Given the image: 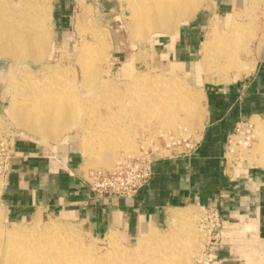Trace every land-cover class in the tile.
<instances>
[{"label":"crops","instance_id":"0c3cea01","mask_svg":"<svg viewBox=\"0 0 264 264\" xmlns=\"http://www.w3.org/2000/svg\"><path fill=\"white\" fill-rule=\"evenodd\" d=\"M52 1L58 39L71 29L81 2L106 12L103 0ZM247 13L248 0H213L183 25L184 52L193 56L199 31L208 24L228 29V21L243 22ZM177 41L180 47L182 37ZM256 60L252 74L207 90L205 123L196 149L156 162L151 183L134 198L93 194L73 138L54 143L7 135L13 154L0 210L14 224L61 216L82 223L97 237L116 233L132 241L142 231L166 223L173 210L200 207L206 212L214 206L224 229L209 264H264V168L233 166L228 155V136L236 125L255 116L264 118V44Z\"/></svg>","mask_w":264,"mask_h":264},{"label":"bare ground","instance_id":"6f19581e","mask_svg":"<svg viewBox=\"0 0 264 264\" xmlns=\"http://www.w3.org/2000/svg\"><path fill=\"white\" fill-rule=\"evenodd\" d=\"M124 1L131 12L129 30L132 35L147 39L159 33L176 34L178 27L192 20L204 3L210 0ZM50 6L48 0H43L39 6L29 0L24 3L0 0V56H10L16 60H40L50 43V31L46 26ZM262 7L264 0H248L247 19L244 22L232 20L229 32L213 28L204 41L201 65L208 70L215 67L214 73L221 78L231 69H236L241 75L242 72L252 74L257 60L251 58L243 61L238 56L240 53L253 56L249 44L259 34L255 13ZM32 28L35 30H30ZM102 29L92 27L93 41L81 43L77 56L81 74L74 72L71 80H64L65 73L57 69L49 71L43 78L44 82L57 78L54 84L41 83L30 74H25L21 81L15 79L11 82L13 98L7 111L18 128L52 140L61 138L73 128L76 108L80 104L77 81L81 78V82L91 88L102 76L100 64L110 47L109 34ZM263 44L264 40H261L259 45ZM100 83L103 88L109 86V81L102 80ZM133 86L129 84L122 91L124 95L126 93L129 105L151 119L159 118L164 130L175 129L179 133V123L185 121L183 123L190 126L199 120V104L205 97L204 91L188 93L184 85L159 75L143 76L140 88H152H145L141 96L134 94ZM156 90L162 91L161 94H155ZM149 95L154 98H149ZM181 111L184 117L188 114L189 118H184ZM252 119L257 124V141L252 151L259 156L256 158L264 168V120L258 116ZM118 136L125 135L120 133ZM178 218L179 213L174 216L175 220ZM107 236L112 249L104 253L95 247L85 246L78 231L71 225L51 222L44 228L17 227L7 233L5 242L0 239V264H183L199 244L197 231L191 222H187L184 229L163 236L153 235L138 247H121L115 233Z\"/></svg>","mask_w":264,"mask_h":264},{"label":"rangeland","instance_id":"374dc122","mask_svg":"<svg viewBox=\"0 0 264 264\" xmlns=\"http://www.w3.org/2000/svg\"><path fill=\"white\" fill-rule=\"evenodd\" d=\"M8 1L24 3L26 0ZM29 1L36 6L43 3V0ZM48 1L51 4V10L46 26H48L47 28L50 31L51 37L48 41L50 43L47 45V51L42 58L36 62L33 59L16 60L14 57L0 56V141L5 140L7 135L12 134L20 137L38 138L45 142L51 141L54 143L63 142L67 138H73L78 144V150L82 157L83 174L86 178L89 177L92 170H111L122 157L136 154L139 148L138 141L143 135L154 138L165 134L166 136L181 140L188 139L195 143L200 139L205 123L207 90L212 87L228 85L238 80L241 76L248 75L246 72H242L241 75L236 69H231L221 78L218 74L214 73L215 67L208 70L201 65V53L204 41L213 28L220 29L216 24H208L204 30L199 31L200 40H196L193 46L194 54L190 57L184 52V24L178 27L177 33L175 32L176 34L159 33L151 37L149 36L147 39L136 38L129 30L131 12L124 0H103L106 14L99 13L94 5L81 2V6L75 9L76 12H74L71 29L66 34L59 36L60 39H58L57 30L53 22V1ZM212 3L213 0L204 3L203 8H201L194 18ZM255 22L260 27V30L257 37L249 44L251 45L249 47L253 56H249L247 53H240L238 57L239 59L242 58L243 61H248L251 58L257 59L261 51L262 45L260 46L259 42L261 43V40H264V7L256 11ZM24 23L27 24L26 20H24ZM229 25L230 21L226 23L227 27ZM94 26L100 27V29L106 28L102 30L106 34H109L107 36L110 47L108 46L109 48H107L102 59L103 61L100 64L102 76L97 78L99 82L88 88L81 82V78L77 81L80 104L76 108L77 115L75 116L73 128L57 140L35 136L26 130L18 128L7 111L13 98L11 82L15 79L19 81L20 78L22 80L25 74H30L41 83L54 84L57 78H52L49 82H44L43 78L49 71L57 69L65 73L64 80L65 78H70L71 80L74 72L81 74V67L78 65L77 57L78 49L81 43L93 41L91 30ZM30 30H35V28ZM220 30L229 32V28L225 27H221ZM180 36L182 37V42L180 43V47H178L177 43L179 42L177 40ZM61 37H64V40ZM172 37L174 38L172 39ZM260 38L262 39L259 41ZM107 64L108 67L106 68ZM137 74L141 75L137 76ZM150 75H159L162 78L175 80L184 85L188 93H195L199 90L204 91L205 97H203L199 104V120H196L195 123L191 120L193 123L190 126L185 125L183 123L185 121L182 120V124L179 123L178 126L179 133H176L175 129L164 130L161 127L159 118L151 119L148 115H143L138 108L130 106L125 98L127 96L126 93L124 95L122 92L124 87L134 84L132 88L134 94L141 96V94L145 93L143 91L145 88H152V86L140 88L143 76ZM102 80L109 81V86L103 88L100 83ZM161 92L160 90L154 91L158 95ZM149 98L154 97L149 95ZM181 113L183 115V111ZM187 117L189 118L188 114H185L184 118ZM261 119L264 120V118ZM251 121L256 129V122L253 119ZM120 133H123L125 136L119 137ZM253 145L245 150L237 151L239 155L235 154L236 150L234 147V152L229 153L230 164L242 168L246 166L261 167L258 158H256L259 156L253 154ZM3 180V175L0 174V194L4 184ZM178 213L179 218L175 220L174 216ZM204 213L205 210L200 207L176 209L170 213V217L166 223L161 226H152L148 230L142 231V234L132 241H126L119 234L115 233V235L119 239L121 247H138L140 243L151 239L153 235L163 236L171 231L184 229V225L187 222H191L197 231V243L199 242L197 248L193 252L191 251L192 253H189L186 261L184 260L185 262L183 261V264H191L203 250L205 239L199 231V221ZM51 222L75 227L79 238L85 246L95 247L104 253L110 252L112 249L107 240L108 236L97 237L82 223L69 220L66 217L39 216L28 222L14 224L7 221L1 210L0 239L5 242L7 233L17 227L44 228Z\"/></svg>","mask_w":264,"mask_h":264},{"label":"built area","instance_id":"2783aa9c","mask_svg":"<svg viewBox=\"0 0 264 264\" xmlns=\"http://www.w3.org/2000/svg\"><path fill=\"white\" fill-rule=\"evenodd\" d=\"M256 141L255 125L251 119L241 120L228 136V155L251 147ZM138 152L119 160L111 170H92L87 178L91 192L100 197L134 198L151 183L156 162L189 155L196 149L197 141L179 139L161 134L151 138L143 135L138 141ZM13 149L8 137L0 141V174L5 178ZM224 223L217 207H211L199 221V231L204 237L200 255L191 264H209L214 261V251L222 240Z\"/></svg>","mask_w":264,"mask_h":264}]
</instances>
